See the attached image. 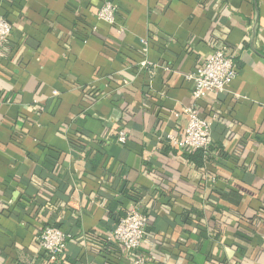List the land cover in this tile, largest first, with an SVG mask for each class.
<instances>
[{"label":"crops","instance_id":"1","mask_svg":"<svg viewBox=\"0 0 264 264\" xmlns=\"http://www.w3.org/2000/svg\"><path fill=\"white\" fill-rule=\"evenodd\" d=\"M103 1L0 0V264H53L47 224L73 234L56 264H126L80 236L107 235L136 199L152 264H264V0H111L114 25ZM219 44L237 76L199 101L217 120L198 166L157 138L183 130L185 75Z\"/></svg>","mask_w":264,"mask_h":264},{"label":"built area","instance_id":"2","mask_svg":"<svg viewBox=\"0 0 264 264\" xmlns=\"http://www.w3.org/2000/svg\"><path fill=\"white\" fill-rule=\"evenodd\" d=\"M116 5L111 0L102 2L97 10L98 21L108 25L115 24ZM12 31V23L0 13V58L5 56V45ZM119 32L123 29H119ZM142 53H146L147 39H142ZM147 60L139 63V68H147ZM237 76L234 62V53L227 45H217L211 54L197 66L194 72L185 75L192 82L191 96L193 103L185 107L181 113L174 115L183 118L185 124L179 134L166 133L159 135L158 141L167 143L177 151L190 152L194 149L208 150L213 144L212 122L217 120V115L212 114L205 117L199 110V101L207 94L219 95L226 91L229 83ZM127 140V131L122 126L118 128L115 141L124 144ZM148 226L147 212L139 199L133 201L131 207L126 211L116 225L109 231L107 242L113 243L118 256L127 255L126 264H152L148 257L142 253V246ZM87 237L80 236L84 246L107 255L112 246L100 240L98 235ZM73 234L66 229L53 224L43 226L36 237L38 248L46 253L51 263L56 264L64 258V254Z\"/></svg>","mask_w":264,"mask_h":264},{"label":"trees","instance_id":"3","mask_svg":"<svg viewBox=\"0 0 264 264\" xmlns=\"http://www.w3.org/2000/svg\"><path fill=\"white\" fill-rule=\"evenodd\" d=\"M212 146H213V144H212ZM210 150H211V147H210L208 150L194 149V150H192V151H190V152H184V155H185L188 159L192 160L196 165L200 166V165L202 164L203 158H204V157H207V156L210 155V152H211ZM124 215H125V213H124L123 215H121V217L124 216ZM121 217H120V218H121ZM120 218H119V219H120ZM119 219H117V221H118ZM238 223H239V222H238ZM248 225H249V224H248ZM56 226H57V225H56ZM99 239L102 240V241H104L106 244L111 245V246H112V249L115 250V247H114L115 245H114L113 243H111V242H107L105 236H101ZM113 245H114V246H113ZM109 251H111V249H110ZM104 257H105V258H109V259L112 258V257L109 256L108 254H107V255L104 254Z\"/></svg>","mask_w":264,"mask_h":264}]
</instances>
